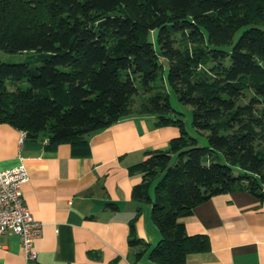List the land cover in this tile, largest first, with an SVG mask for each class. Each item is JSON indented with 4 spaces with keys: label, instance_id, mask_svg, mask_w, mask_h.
<instances>
[{
    "label": "trees",
    "instance_id": "obj_1",
    "mask_svg": "<svg viewBox=\"0 0 264 264\" xmlns=\"http://www.w3.org/2000/svg\"><path fill=\"white\" fill-rule=\"evenodd\" d=\"M0 49L36 52L0 60V123L46 138L49 149L67 143L87 156L91 133L132 114L179 128L166 149L128 167L142 177L131 197L151 203L161 234L151 260L185 264L208 251L207 235L188 234L181 218L211 196L243 190L264 200V0H0ZM161 58L208 146L188 135L182 111L155 83ZM129 227L140 256L149 245L134 235L133 219Z\"/></svg>",
    "mask_w": 264,
    "mask_h": 264
},
{
    "label": "crops",
    "instance_id": "obj_2",
    "mask_svg": "<svg viewBox=\"0 0 264 264\" xmlns=\"http://www.w3.org/2000/svg\"><path fill=\"white\" fill-rule=\"evenodd\" d=\"M179 132L132 114L91 133L89 155L74 156L69 144L49 149L44 137L19 144L20 130L0 123V169L24 162V203L42 223L35 259L24 257L18 235L0 233V264H159L149 258L161 239L152 205L131 197L142 177L128 167L147 150L166 149ZM131 219L134 235L149 245L140 256L127 242ZM181 221L188 234L209 239L208 251L188 254L185 264H264V200L251 193L213 195Z\"/></svg>",
    "mask_w": 264,
    "mask_h": 264
},
{
    "label": "built area",
    "instance_id": "obj_3",
    "mask_svg": "<svg viewBox=\"0 0 264 264\" xmlns=\"http://www.w3.org/2000/svg\"><path fill=\"white\" fill-rule=\"evenodd\" d=\"M25 137V131L20 130L18 143ZM27 180L28 171L22 160L14 167L0 169V233L18 235L24 257L35 259L33 240L40 235L42 223L24 203L22 185Z\"/></svg>",
    "mask_w": 264,
    "mask_h": 264
},
{
    "label": "rangeland",
    "instance_id": "obj_4",
    "mask_svg": "<svg viewBox=\"0 0 264 264\" xmlns=\"http://www.w3.org/2000/svg\"><path fill=\"white\" fill-rule=\"evenodd\" d=\"M238 34L234 36V39H236ZM175 37L177 39V45L179 47H184L187 45V42L185 41L184 37L180 33H176ZM150 39L154 42V46L156 47V31H152L150 34ZM36 55L35 51L27 50V51H21V52H7L0 49V60L4 62H21L25 60H30ZM162 63V69L159 72V76L155 80V83H159L162 86V89L168 94V99L172 107H174L176 110L182 111V120L184 121L185 130L187 131L188 135L196 139V144L199 146H208V139H207V133L204 131H197L193 128L191 121H192V115H191V106L190 105H183L180 104V102L177 100L176 94L174 91L168 86L166 82V74L168 69V63L165 59H160ZM207 65H210V62H207L205 64V67ZM23 86H26V82L22 83ZM141 96H136L134 98L135 105L138 104L140 101ZM176 157L173 155L172 157V163H174ZM216 160L219 162L224 163L223 156L220 152L217 153ZM232 171L234 174L241 173L242 170L238 167L232 166Z\"/></svg>",
    "mask_w": 264,
    "mask_h": 264
}]
</instances>
